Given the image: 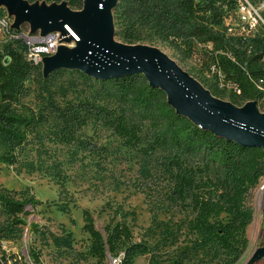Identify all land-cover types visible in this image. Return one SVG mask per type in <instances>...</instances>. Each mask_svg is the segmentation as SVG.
Instances as JSON below:
<instances>
[{
    "label": "rangeland",
    "instance_id": "rangeland-1",
    "mask_svg": "<svg viewBox=\"0 0 264 264\" xmlns=\"http://www.w3.org/2000/svg\"><path fill=\"white\" fill-rule=\"evenodd\" d=\"M23 1L40 10L56 6L70 9L66 0ZM83 9L70 10L80 13ZM232 9L225 13L226 28L241 25ZM4 19L9 28L2 27ZM15 21L16 15L10 6L1 3L0 50L9 42L10 33H32L29 23L15 28ZM262 26L257 27L260 36H264ZM128 28L139 32L142 40L137 44L159 48L191 76L223 88V81L218 79L221 75L209 70L200 48L191 58L180 62L178 53L162 45L137 18L117 23L115 40L124 43L122 32ZM40 32L39 29L34 34ZM52 33L63 39L58 47L76 48L75 36L64 40L63 32ZM40 65L44 72L45 63ZM25 86L26 96L13 105L23 115L49 112L50 99L62 103L97 98L101 104L126 115L129 121L138 122L142 139L138 147H129L111 129L90 122L77 137L96 147L97 152H92L77 142H60L59 121L54 114H49L22 144H11L0 135V191L11 192L20 200L32 198L40 202L35 208L26 206L28 214L20 215L24 224H16L13 216L0 206V264H39L30 256L32 250L38 253L41 264H96L97 259L90 252V236L84 230L86 212L103 233L108 226L124 224L134 241L148 245L149 252L136 256L133 264H264V179L250 190L248 202L254 218L245 232L247 244L239 259L232 262L215 241L191 229L195 213L187 205L190 200L185 205L174 198L173 184L164 164L179 157L185 165L203 169L199 176L204 178L216 175L214 167L205 169L199 162L200 156H187L177 148L144 153L154 136L148 123L141 121L129 104L97 96L99 86L90 85L71 71L49 80L33 74ZM231 90L232 86L228 85L225 101H229ZM257 106L264 114L262 104L259 102ZM122 255L115 258L108 255L107 263L119 264Z\"/></svg>",
    "mask_w": 264,
    "mask_h": 264
},
{
    "label": "trees",
    "instance_id": "trees-1",
    "mask_svg": "<svg viewBox=\"0 0 264 264\" xmlns=\"http://www.w3.org/2000/svg\"><path fill=\"white\" fill-rule=\"evenodd\" d=\"M84 0H66L72 10H81ZM236 0H118L113 14L114 24L137 18L141 26L150 29L162 45H168L179 55L180 62L203 50L204 62L223 81V88L200 81L213 96L225 100L227 86H232L229 101L243 106L248 101L262 104L264 110V36L257 31L248 36L231 34L224 26L225 13L234 10ZM227 7V8H226ZM123 42L134 45L142 40L139 32L128 28L122 32ZM23 40L12 39L0 50V135L11 144H22L49 114L59 121L57 138L64 144L77 142L92 152L96 147L77 134L90 122L111 129L129 147H138L142 129L97 98L56 103L49 100V112L23 115L14 108L26 96V81L38 74L45 80L69 71L81 76L92 86H99L97 96L117 99L129 104L141 121L154 130L153 140L144 153L167 147L177 148L187 156H200L204 168L214 167V177L199 176L200 167H189L179 157L165 162L173 184V196L182 204L190 200L195 217L191 229L215 241L236 262L247 244L245 232L252 223L254 210L249 205L250 190L264 179V149L243 146L214 132L202 129L188 117L177 113L168 103L166 93L153 87L142 73L96 79L78 69L59 68L43 75L41 65L26 58ZM180 64V63H178ZM40 202L20 200L11 192L0 191V206L13 216L16 224H24L20 215L28 214L26 206L35 208ZM186 205V204H185ZM224 214L225 216L220 218ZM84 230L89 234L90 252L96 264H108V255L122 253L119 264H133L138 255L149 252L145 242L133 240L124 224L108 226L104 233L96 228L92 217L85 214ZM30 256L41 264L35 250Z\"/></svg>",
    "mask_w": 264,
    "mask_h": 264
},
{
    "label": "water",
    "instance_id": "water-1",
    "mask_svg": "<svg viewBox=\"0 0 264 264\" xmlns=\"http://www.w3.org/2000/svg\"><path fill=\"white\" fill-rule=\"evenodd\" d=\"M1 3L15 13V28L27 22L32 33L40 29L44 36L60 31L66 35L64 40L79 38L76 48L58 47L55 55L42 59L44 76L59 68L78 69L96 79L142 73L153 87L166 93L177 113L202 129L243 146L264 149V114L256 101L238 107L217 98L159 48L115 40L113 10L118 0H84L80 13L57 6L40 10L23 0Z\"/></svg>",
    "mask_w": 264,
    "mask_h": 264
},
{
    "label": "built area",
    "instance_id": "built-area-1",
    "mask_svg": "<svg viewBox=\"0 0 264 264\" xmlns=\"http://www.w3.org/2000/svg\"><path fill=\"white\" fill-rule=\"evenodd\" d=\"M258 1L257 4H254L252 0H236L234 13L239 18L241 25L238 28H227L228 33L248 36L258 31V25H264L262 18L264 0ZM1 25L3 28H9V23L5 19L1 21ZM12 39H21L24 41L27 47L26 58L34 65L41 64L44 57L53 55L61 41H63L62 37L54 33H48L43 36L40 33L25 35L15 31L10 33V40Z\"/></svg>",
    "mask_w": 264,
    "mask_h": 264
},
{
    "label": "bare ground",
    "instance_id": "bare-ground-1",
    "mask_svg": "<svg viewBox=\"0 0 264 264\" xmlns=\"http://www.w3.org/2000/svg\"><path fill=\"white\" fill-rule=\"evenodd\" d=\"M77 38V37H76ZM77 42H79V38H77ZM80 45H79V43H78V47H79Z\"/></svg>",
    "mask_w": 264,
    "mask_h": 264
}]
</instances>
